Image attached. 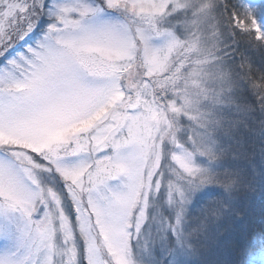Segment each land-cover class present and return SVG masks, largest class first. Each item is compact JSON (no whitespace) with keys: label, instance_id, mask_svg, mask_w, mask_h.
<instances>
[{"label":"snow or ice","instance_id":"obj_1","mask_svg":"<svg viewBox=\"0 0 264 264\" xmlns=\"http://www.w3.org/2000/svg\"><path fill=\"white\" fill-rule=\"evenodd\" d=\"M0 264H264V0H0Z\"/></svg>","mask_w":264,"mask_h":264},{"label":"trees","instance_id":"obj_2","mask_svg":"<svg viewBox=\"0 0 264 264\" xmlns=\"http://www.w3.org/2000/svg\"><path fill=\"white\" fill-rule=\"evenodd\" d=\"M256 211H257V212L259 211V208H258V207L256 208Z\"/></svg>","mask_w":264,"mask_h":264}]
</instances>
